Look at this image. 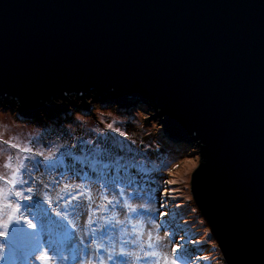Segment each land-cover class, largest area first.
<instances>
[{"label":"water","instance_id":"95a60500","mask_svg":"<svg viewBox=\"0 0 264 264\" xmlns=\"http://www.w3.org/2000/svg\"><path fill=\"white\" fill-rule=\"evenodd\" d=\"M116 108L152 110L198 159L227 264H264V0H0V110L59 126Z\"/></svg>","mask_w":264,"mask_h":264},{"label":"rangeland","instance_id":"374dc122","mask_svg":"<svg viewBox=\"0 0 264 264\" xmlns=\"http://www.w3.org/2000/svg\"><path fill=\"white\" fill-rule=\"evenodd\" d=\"M160 119L150 109L116 108L56 126L20 122L0 110V178L18 182L0 179V217L14 211L10 200L20 204L16 216L35 224L13 221L0 238L8 241L0 264H46L44 253L47 264H165L173 242L183 245L177 264H227L190 193L198 159L165 136ZM27 187L32 200L15 197ZM164 189L167 199L159 195ZM73 235L79 239L67 244Z\"/></svg>","mask_w":264,"mask_h":264},{"label":"snow or ice","instance_id":"6c2138e0","mask_svg":"<svg viewBox=\"0 0 264 264\" xmlns=\"http://www.w3.org/2000/svg\"><path fill=\"white\" fill-rule=\"evenodd\" d=\"M147 119V117H146ZM109 129H112V124H108L107 126ZM116 132H120L119 129H115ZM122 135H127L126 133H122ZM134 143V142H132ZM27 151V150H25ZM193 155L195 154V152L192 153ZM42 155V153L40 154ZM45 160H50V159H54V157H44ZM202 163V162H201ZM200 167V165H197L196 168L194 169V171L198 170ZM93 171H95V169H93ZM0 179H4L5 182L12 186V187H15L17 185V181L15 179H7V178H0ZM20 184H25L27 183V181H19ZM169 184L172 183V181H168ZM47 187V186H45ZM65 187H68L67 185H65ZM25 191L26 193H28L27 195L25 194ZM25 191H21V190H17L14 192V195L15 197H17L18 199H21V200H32L33 199V196L31 195L33 193V188L32 187H27ZM4 190L3 189H0V200L3 199L4 197ZM8 194L9 196H11L13 193H12V188L10 187L8 189ZM77 195H82V193H78ZM125 194L123 192V190L120 191V196L123 197ZM159 195H162L165 199H167V196H168V190L167 189H164L162 190V192L159 194ZM44 198L45 200H47L49 203H51V199L48 197L47 193L44 194ZM105 199H108L107 197H104ZM73 199H75V197H73ZM109 203H111V201H109ZM8 208H14V211L13 212H10L8 213V216H7V219L4 220L2 217H0V229H3V230H0V238L2 237H7L8 236V231H7V228L13 223V221L15 220L16 223H21L23 222L24 224L27 225L28 228L30 229H34L35 228V224L33 223V221L31 219H28L26 217H24L23 215H20V216H16L15 213H19L20 212V204L17 203L13 206V204L11 203V201L9 200L8 204L6 205ZM2 207V206H0ZM126 207H127V210L129 212H136L137 209L135 207H133L131 204H126ZM161 207H166V205H161ZM159 215H163V216H167V212H164V211H160L158 213ZM56 215L57 216H62V217H67V213L66 212H61V211H57L56 212ZM68 223L73 227L75 228L76 225L72 223L71 220H68ZM31 235V234H29ZM8 243V241H5L4 244H0V249H3L5 244ZM183 247V245L179 242H173L172 246H171V253L173 254V259L168 262V261H165V264H177V258H176V254L178 252V250H180L181 248ZM146 255H155V253H146ZM43 256L45 257V261H46V264H47V253H44ZM111 258V257H109ZM4 259V255L2 252H0V260H3Z\"/></svg>","mask_w":264,"mask_h":264},{"label":"bare ground","instance_id":"6f19581e","mask_svg":"<svg viewBox=\"0 0 264 264\" xmlns=\"http://www.w3.org/2000/svg\"><path fill=\"white\" fill-rule=\"evenodd\" d=\"M30 150V149H29ZM75 238V239H79V237L77 235H73L72 238L67 242V244H70L72 242V239ZM88 264H93L92 261H87Z\"/></svg>","mask_w":264,"mask_h":264},{"label":"trees","instance_id":"16d2710c","mask_svg":"<svg viewBox=\"0 0 264 264\" xmlns=\"http://www.w3.org/2000/svg\"><path fill=\"white\" fill-rule=\"evenodd\" d=\"M178 142V141H177ZM184 145L183 144V142H178V143H176V146L178 147L179 145ZM174 227L176 228V227H178V228H180V227H182V225L181 224H174ZM197 243V242H196ZM197 245H199V244H197Z\"/></svg>","mask_w":264,"mask_h":264}]
</instances>
